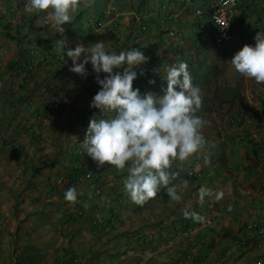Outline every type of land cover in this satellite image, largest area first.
Here are the masks:
<instances>
[{
    "label": "crops",
    "instance_id": "crops-1",
    "mask_svg": "<svg viewBox=\"0 0 264 264\" xmlns=\"http://www.w3.org/2000/svg\"><path fill=\"white\" fill-rule=\"evenodd\" d=\"M25 2L0 0V264H264V91L230 63L264 31V0L238 3L233 38L220 45L208 14H194L202 0H87L63 37L42 26L43 13L25 14ZM59 39L66 49L98 41L117 53L139 48L149 57L135 69L142 96L162 95L166 67L188 64L206 144L171 168L173 183L188 182L178 188L180 201L161 188L137 205L123 190L126 169L98 168L87 156L90 120L107 118L90 107L100 85L90 63L82 78L69 71L68 57L40 59L45 41ZM222 45L224 55L214 58L211 49ZM190 168L201 177H186ZM73 186L75 203L64 199ZM201 187L208 189L202 202ZM185 209L204 220L185 218Z\"/></svg>",
    "mask_w": 264,
    "mask_h": 264
},
{
    "label": "clouds",
    "instance_id": "clouds-1",
    "mask_svg": "<svg viewBox=\"0 0 264 264\" xmlns=\"http://www.w3.org/2000/svg\"><path fill=\"white\" fill-rule=\"evenodd\" d=\"M82 2L88 6L87 0H26L22 11L29 16L43 13L42 26H50L49 30L63 37L65 25L72 23ZM254 39L255 44H245L230 63L237 73L264 84V31H259ZM65 42L59 39L55 44L63 50ZM66 55L72 61L69 71L82 78L89 75L86 66L92 65L100 90L92 97L90 107L100 109L107 116L90 120L82 142L87 156L98 168L110 165L118 170L126 169L123 190L137 205L154 199L161 188L166 189L171 201H180L178 188H187L188 182L173 183L178 173L171 168L174 163L187 161L206 144L202 131L205 122L197 115L202 97L199 87L192 83L188 64L181 61L166 67L162 78L167 86L162 89V95L148 92L142 96L133 87L138 78L135 69L149 57L139 48L117 53L106 50L104 41L87 46L80 42L74 49L68 48ZM149 83L154 85L156 81ZM207 194L208 189L201 187V202ZM78 195L73 186L65 190L64 199L75 203ZM222 196L221 192L217 198ZM183 214L198 222L204 220L188 209Z\"/></svg>",
    "mask_w": 264,
    "mask_h": 264
},
{
    "label": "built area",
    "instance_id": "built-area-1",
    "mask_svg": "<svg viewBox=\"0 0 264 264\" xmlns=\"http://www.w3.org/2000/svg\"><path fill=\"white\" fill-rule=\"evenodd\" d=\"M186 3H192L194 0H184ZM241 0H202V4L197 6L194 9V14L196 16H202L205 13L208 14V19L213 25V42L217 45L224 44L228 41H230L233 38V26L235 22V15H236V8L238 6V3ZM169 18H173L172 14H168ZM221 25H224L227 27L222 28ZM171 36H175L176 32L174 29H171L170 32ZM200 44V43H199ZM52 46L50 48H45L46 52H43V55L41 56V60L46 62L49 59H55L54 53L60 54V56H63V59L65 60L67 56L64 54L66 51V48L64 46V49L61 50L59 45H56L55 43H51ZM47 47V46H44ZM198 47V46H196ZM44 49V51H45ZM197 50L194 49V51L191 53L193 57H196ZM30 67V66H29ZM65 65H57L56 69L59 71H62L64 69ZM264 91V84H260V89H259V95L262 94ZM230 119V117H229ZM232 118L230 119V121ZM234 123H237L238 120L233 119ZM85 176L87 178L92 177V172L88 171L85 173ZM186 177H201V174L199 171H197L194 168H190L185 172ZM64 176H60L57 178V182L60 184H63L65 181ZM93 193L96 195H101L102 194V187L97 186L93 188ZM80 202V200L78 201ZM188 219V218H187ZM187 231L189 232V235L194 234L195 229L192 227H187ZM257 264H263V260L259 259L257 260Z\"/></svg>",
    "mask_w": 264,
    "mask_h": 264
},
{
    "label": "trees",
    "instance_id": "trees-1",
    "mask_svg": "<svg viewBox=\"0 0 264 264\" xmlns=\"http://www.w3.org/2000/svg\"><path fill=\"white\" fill-rule=\"evenodd\" d=\"M46 42V44L44 45V46H47V47H43V52H46V49L45 48H50V47H52V46H49V45H51V42H49V41H45ZM44 49H45V51H44ZM66 52H67V49H66V51L64 52V54L66 55ZM58 56H60V54H58V53H54V57H58ZM67 56V55H66ZM25 63H30L29 65H31V60L29 61V58L27 59H25ZM85 164L84 163H82V165H80L79 167H80V169H81V171H82V173L84 174L85 173V171H86V168H85V166H84ZM95 182L96 181H93L92 182V185H94L95 186Z\"/></svg>",
    "mask_w": 264,
    "mask_h": 264
},
{
    "label": "rangeland",
    "instance_id": "rangeland-1",
    "mask_svg": "<svg viewBox=\"0 0 264 264\" xmlns=\"http://www.w3.org/2000/svg\"><path fill=\"white\" fill-rule=\"evenodd\" d=\"M225 44V43H224ZM225 47L224 45L222 46H217V47H213L211 50H212V56H214V58L218 59L220 58L221 56L224 55V52H225Z\"/></svg>",
    "mask_w": 264,
    "mask_h": 264
}]
</instances>
